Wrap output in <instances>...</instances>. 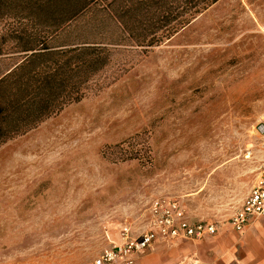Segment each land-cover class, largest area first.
<instances>
[{"label": "rangeland", "instance_id": "obj_1", "mask_svg": "<svg viewBox=\"0 0 264 264\" xmlns=\"http://www.w3.org/2000/svg\"><path fill=\"white\" fill-rule=\"evenodd\" d=\"M122 56L117 80L0 145V264H89L160 198L230 224L264 173V0H219Z\"/></svg>", "mask_w": 264, "mask_h": 264}, {"label": "trees", "instance_id": "obj_2", "mask_svg": "<svg viewBox=\"0 0 264 264\" xmlns=\"http://www.w3.org/2000/svg\"><path fill=\"white\" fill-rule=\"evenodd\" d=\"M219 0H0V145L126 73ZM132 152L124 160L133 159Z\"/></svg>", "mask_w": 264, "mask_h": 264}, {"label": "built area", "instance_id": "obj_3", "mask_svg": "<svg viewBox=\"0 0 264 264\" xmlns=\"http://www.w3.org/2000/svg\"><path fill=\"white\" fill-rule=\"evenodd\" d=\"M255 133L264 136V116L255 125ZM255 218L264 219V173L245 198L241 208L230 220L233 230L241 233ZM218 226L210 222L192 223L183 205L170 198L152 202L145 229L135 234L128 223L120 228L119 242L103 250L89 264H136L154 244L172 245L177 242H200L213 237Z\"/></svg>", "mask_w": 264, "mask_h": 264}, {"label": "crops", "instance_id": "obj_4", "mask_svg": "<svg viewBox=\"0 0 264 264\" xmlns=\"http://www.w3.org/2000/svg\"><path fill=\"white\" fill-rule=\"evenodd\" d=\"M154 245L136 264H264V219H253L241 233L227 224L200 242Z\"/></svg>", "mask_w": 264, "mask_h": 264}]
</instances>
